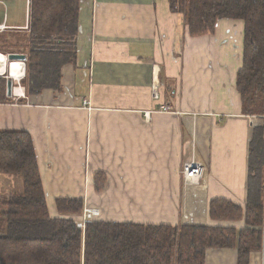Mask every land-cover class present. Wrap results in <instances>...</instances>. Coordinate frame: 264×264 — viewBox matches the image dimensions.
Returning a JSON list of instances; mask_svg holds the SVG:
<instances>
[{
	"label": "crops",
	"instance_id": "crops-1",
	"mask_svg": "<svg viewBox=\"0 0 264 264\" xmlns=\"http://www.w3.org/2000/svg\"><path fill=\"white\" fill-rule=\"evenodd\" d=\"M29 5L25 0L20 19L3 11L0 34L27 33ZM242 31V21L220 19L213 33L190 37L167 0H79L75 63L62 66L59 91L28 96L26 62L19 60L20 72L0 52V76L12 75L0 130L31 135L50 216L60 215L55 199L67 197L99 210L97 220L244 227L243 220L208 215L214 198L245 205L252 128L264 124L241 112L235 89ZM185 73L196 80L192 102L183 85L177 97L176 83L167 84ZM193 158L204 165L196 183L180 173ZM98 171L107 177L101 192ZM11 183L0 175V198ZM98 198L117 199L121 208L112 211L110 201L97 206ZM112 213L115 218L104 215ZM257 253L250 264H257ZM206 264H236V249H209Z\"/></svg>",
	"mask_w": 264,
	"mask_h": 264
},
{
	"label": "trees",
	"instance_id": "trees-1",
	"mask_svg": "<svg viewBox=\"0 0 264 264\" xmlns=\"http://www.w3.org/2000/svg\"><path fill=\"white\" fill-rule=\"evenodd\" d=\"M167 1L172 13L183 15L190 37L213 33L220 19L242 21L235 89L241 112L264 120V0ZM78 12L79 0H30L28 32L0 34L2 55L27 54V96L61 89L62 66L76 60ZM9 102L0 76V103ZM0 175L11 178L14 190L20 184L0 198V264H206L207 250L226 248L236 249V264H250L251 253L263 251L264 264V124L252 128L245 205L224 198L209 202L211 220H243L240 229L94 219L81 230L75 220L83 200L67 197L55 199L60 215L51 217L33 140L23 129L0 130ZM105 182L103 172L94 174L97 192Z\"/></svg>",
	"mask_w": 264,
	"mask_h": 264
},
{
	"label": "rangeland",
	"instance_id": "rangeland-1",
	"mask_svg": "<svg viewBox=\"0 0 264 264\" xmlns=\"http://www.w3.org/2000/svg\"><path fill=\"white\" fill-rule=\"evenodd\" d=\"M24 3H25V0H0V16L3 14V11H5L6 13H8V15L17 16L20 19L22 17V13L24 12V8H23L24 7ZM6 60H7V56H6ZM26 60H27V58H26ZM26 60H25V62H26ZM14 62L15 63L18 62V64H21L23 66V62L21 63V61H19V60L18 61H14ZM193 81L196 82V80H194L190 76L187 77L186 76V73H185L183 75V77H180V75L178 74L177 79L174 78L173 81L171 80L170 82H167V84L171 85V87L173 89V87L176 88L175 86H173L174 83H176L177 89H178V92H179L178 95H177V97H179L181 95V92H182L181 86L183 85L184 86V99H188V102L189 101L192 102L194 100V98H195V93H196V86H195L196 84ZM171 100H173L172 97H171ZM164 108L165 107H163L161 109L163 112L165 110ZM89 110H91V109H89ZM252 118L255 119L256 117H252ZM192 160H194V158ZM183 163H185V162H183ZM132 165H133L134 171H135L136 170V163L135 164H132ZM202 166H203V170H204V165L202 164ZM182 167H183V164H182V166H180L181 176H182ZM203 173H204V171H203ZM203 173H202V175H203ZM104 175L106 177V174L105 173H104ZM7 178H9V180H11L10 177H7ZM16 178L19 179L18 176H14V178L12 177V179H16ZM182 178H183L184 181H187V182H190V183H196V182H198L200 180L199 176H196L194 178H189V180L188 179H185L183 176H182ZM106 180H107V177H106ZM19 187H20V184H19V180H18V187H17V189L14 190V188H12L11 192L18 191L19 190ZM107 201H110V206L112 208V211H117V210H119L121 208V205L119 204V200H117V199H109V200H106L105 201L103 199L98 198L97 200H95V203H96L95 205L100 206V207L103 208L107 204ZM104 215H105L106 218H115V216H114L113 213L112 214H109V215L108 214H104ZM257 256H258L257 257L258 258L257 264H263V251H260L259 253H257Z\"/></svg>",
	"mask_w": 264,
	"mask_h": 264
},
{
	"label": "built area",
	"instance_id": "built-area-1",
	"mask_svg": "<svg viewBox=\"0 0 264 264\" xmlns=\"http://www.w3.org/2000/svg\"><path fill=\"white\" fill-rule=\"evenodd\" d=\"M3 27L4 25L0 26V29H2ZM152 95L154 98L157 97V93L155 91H153ZM203 171L204 170L202 164L198 161L191 159L188 160V162L186 161L185 163H183L182 176L188 180L189 178H194L196 176H199V178H201ZM98 214H99V210L85 206L82 212L77 216L75 220L76 227L81 230H84L86 224H88L89 222L93 221L96 217H98L97 216Z\"/></svg>",
	"mask_w": 264,
	"mask_h": 264
},
{
	"label": "water",
	"instance_id": "water-1",
	"mask_svg": "<svg viewBox=\"0 0 264 264\" xmlns=\"http://www.w3.org/2000/svg\"><path fill=\"white\" fill-rule=\"evenodd\" d=\"M8 60L15 61V60H26V54L24 53H10L8 54ZM5 76H7L6 79V94L10 95L11 93V84H12V75L11 73H6Z\"/></svg>",
	"mask_w": 264,
	"mask_h": 264
},
{
	"label": "bare ground",
	"instance_id": "bare-ground-1",
	"mask_svg": "<svg viewBox=\"0 0 264 264\" xmlns=\"http://www.w3.org/2000/svg\"><path fill=\"white\" fill-rule=\"evenodd\" d=\"M17 65H18V64L15 65V68L17 67ZM20 67H21V70H20V72H21L22 69H23V66L20 64L19 68H20ZM15 68L12 67L11 70H12V72H13L14 75H16V74L18 75L20 72H17V70H16Z\"/></svg>",
	"mask_w": 264,
	"mask_h": 264
}]
</instances>
